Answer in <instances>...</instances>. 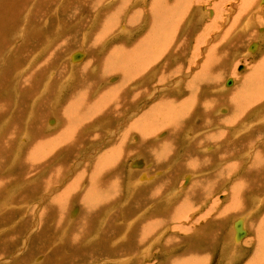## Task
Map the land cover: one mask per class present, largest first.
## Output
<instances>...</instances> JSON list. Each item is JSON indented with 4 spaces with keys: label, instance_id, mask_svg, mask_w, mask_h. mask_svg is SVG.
Instances as JSON below:
<instances>
[{
    "label": "rangeland",
    "instance_id": "374dc122",
    "mask_svg": "<svg viewBox=\"0 0 264 264\" xmlns=\"http://www.w3.org/2000/svg\"><path fill=\"white\" fill-rule=\"evenodd\" d=\"M64 1L67 2V0H0V12H2V9L4 10V14H3L4 19L2 22H0V86L3 85L4 88H6L2 92L5 97L4 99L8 97V102H9L8 107L7 106L4 107V115L0 116V178L2 179V181L0 182V264H33V263L34 264H84V263L85 264H112V262L110 263L109 261L108 262L104 261V258H105L104 256H108L112 258L113 256L122 254L124 252V250L127 247V243H128V241L126 240L129 238L130 234L133 236L132 232L135 227H133L132 229L129 228L128 230H126V232H123L124 230L123 225H126L129 219L135 216V214H137L138 212H143V210H145V213L148 212L146 213V215L149 214V218L145 220V219H142L143 217L142 216L140 219H138L140 223L144 221H149L152 225L161 223L160 225L163 224L165 228L167 229V232L163 234V237L161 239L162 242L160 240L161 242L160 244L157 243L156 245L154 244L152 245L148 257H146L145 259H142L139 255L134 254L135 257L137 256V258H134L132 264H134V262H136L137 264H182L183 259H185L184 258L185 253L188 254L187 257L190 258L191 260H194V257L197 255L196 258L198 257V260L200 258H204L203 261H206V264H225L226 260L225 259L223 260L221 258L222 254L220 253L222 252L224 253L225 249L229 250L231 248V246L229 245L231 241L227 239L228 237L227 235L230 229V222L237 215H242L243 213H246V210L248 209V207L253 205L252 199L250 200L251 194L249 192L243 194L244 198L242 197V198L237 199V202H236L237 204L232 208L229 207L226 211L227 213L226 212L225 214L223 213L222 214L223 216L220 217V219L217 216L215 221L212 220L213 218L212 215H215L213 214V211H209L210 209H206L209 206V202H210L209 198L213 196L214 199L212 200H214L215 203L221 205V202L226 201L225 199H222V194L227 193V190H222L223 192L221 193V192H218L219 191L218 187L224 186L223 182L227 178L233 177V179L230 180V182L229 180H227L225 184L229 182L228 187L235 189V188H238L241 182L240 179L242 178L245 179L248 177L250 180L253 177L252 175L245 174L246 172L244 171V169L246 167H241L242 164L244 163V159L243 160H234V159L232 160L231 159L229 162L225 163L224 165H219L220 159H216V157L215 159H213L214 158L213 157L214 155H213V156H210L212 159L209 165L208 164L205 165V163H207L205 162L206 159H202L203 161L200 160L199 162V159L202 158L201 155H207V154H213V153L212 152L206 153L207 148H204L201 151L197 149L196 146H200L199 148L204 147V146L208 147L206 145L216 143V139L215 140L214 138L207 139L205 138V135L210 132L219 131V130H216L218 126L214 125V123L222 124L221 122L224 121L222 119L224 117L227 118L231 116L232 113H235L234 112L235 109L241 110L243 112L242 114H239V115L244 119L243 122L247 123L249 128H251L249 129L250 132L254 130V128H252L254 125L253 123H255V120H253V118L256 116L258 117L262 116L261 121H259V124L255 123L256 125H254V127L256 126L259 127L257 134L261 137L260 138L261 141H258V142L255 141V142L258 143L257 147L264 145V123H263L264 119H262L264 117L263 116L264 115V97L258 100L257 108H253V105L257 99L253 101H249V99L247 98L248 96H253L255 94H258V95L261 94L262 93L260 92L261 89H263L264 91V64L260 62L261 58L263 57L262 55H264V44L262 41L259 42L256 39L257 33H260V32L263 33L264 31V28H263L264 22L263 24H259V27L261 28L255 26L254 23H251L252 25L250 24V27L245 29L246 32L239 35L240 38L239 37L234 38V36H232L230 37V39L228 38L227 42H225L227 44H223L224 42L221 39L222 37L221 35L227 29V25L229 27V25L231 24L232 22L231 18H232V15L234 16L236 13L235 11L237 8L238 1L237 0H226V2L222 4V2L218 3V1L220 0H189V1L181 0V2L182 1L188 2L186 5L187 9L185 8L187 11H186V14L184 15V20L181 19L183 16L181 17L179 16L180 18H178L180 19V25L181 24L185 25V28H181V33L184 32L182 31V29L188 30L189 27L194 24V22L196 24L194 26L193 32L190 33L188 40L185 38L187 36L182 33L183 34L182 36L179 34H178L179 36L176 35L175 39H173V42L169 41L168 44L165 43L167 47L169 48L175 42V44L172 46L171 51L167 53L164 59L167 58L168 54H169L168 59L171 58V54H172L173 59L176 57L175 61L171 59L169 60L170 63L167 66H165V69L168 73L166 71H164L163 73H167V75L164 74V77H163V73H161L159 70L160 66H158L159 72L156 73L155 75L157 76L156 78L150 77V75L153 74V72L150 71L151 74L149 72L144 78H141L135 84L136 86L134 85L135 88L137 87L136 89H130V90L124 91V93H130L132 90L133 91L132 95L133 94H134L133 96L136 95L135 101L134 102L132 101V104H128V103L126 104L129 106L128 109H126L127 111H125V109L123 108L124 106L123 104V106H120L119 110L116 109L117 114L115 117H112L114 118L113 120L110 117L109 120L107 121L104 120L105 118L104 119L99 118L100 120V121L98 120L99 122L93 121L94 125L90 128H94V129H89L88 127L87 128L88 130H87L84 128V133L88 132L89 134L94 136V139L90 141V143L84 144L85 142L79 139V136H78V139L81 143L78 148L76 144L72 141L64 142L62 146H66L68 144L74 145V148L71 151V154L70 153L66 154L64 147L62 146H61L62 150L61 148H59V151H56V148H53V150L50 152V149L52 147H59L56 145L55 141H52L53 137L56 135L55 133L61 130V128L57 129L61 125V123L58 122V121L61 122V119L55 113L62 110L61 108L63 107L66 98L71 96V94L74 92L73 89L80 88L79 82L81 80H85L90 85V82H91L90 80L92 79V75L88 76V80L85 74H84L85 76L81 75V77H79V72H76V71L82 66L84 62L89 60L91 56L98 58L102 54H104V52H107L109 49L111 50V53L113 55L110 58V63L108 67H111V62L113 60V57H115L114 59H117L119 57L118 59L120 60L126 57L131 51H134V55H135V51L138 52L136 47H130V46L133 45L139 39V37H141L140 34L141 33L143 34L145 32V29L148 28L149 25L147 22H145L146 26L144 25V27H142L141 29H138L136 30V32H133L132 33L133 36L131 35V37L128 39V37L125 34L119 33L120 29L118 28L123 27V25L125 24V21L122 20L124 19V16L120 18V16L118 15L120 18V19L118 18L119 22L117 21V18L114 20L115 22L118 23V26H116V28L113 29L112 33L108 32V34H105L104 38L102 37L103 41L99 40V42H102V43L101 45H99L100 47L98 46V49H96V46L98 45V44L96 45L97 43L96 41L98 37L93 36L92 33L94 32L95 29L101 27L102 23L100 20V13L95 14V16H93L91 14L92 7L84 8L86 10L83 11L82 10L83 0H68L69 2L66 4H64ZM113 1L109 0V2H105L106 4L103 2L104 5L102 4V6H100L102 8H100L99 11L105 10V8H108L111 5V3H114L116 0L114 2ZM148 1L150 0H147V2ZM98 3H100V1H98ZM131 3L133 4V0H131ZM216 4L217 5L220 4V5L217 6ZM94 5L95 3H93V6ZM253 5L254 6L257 5V7L258 6L263 7L264 0L262 1L260 0V2L259 1L257 2V0H254ZM180 6L181 4L178 5V7ZM220 6H222L223 10L219 9ZM75 7H81V9L78 10L79 13L74 12ZM138 7L140 9L142 8L140 4ZM206 10H211L212 14L216 12L217 22L215 26L211 25L210 29H207L204 33L202 30V27H204V30H205L204 23H206L205 21L210 19L208 17H211L212 14L207 16V18L205 17L206 19L204 18L202 21L199 20L200 18L197 20H194V16L198 18V12L200 11L202 12ZM227 13H229V15ZM249 13H247L248 17L251 16V14ZM142 14L143 13H141V15ZM225 14H227L226 15L227 17H225ZM143 18H145V15L143 16ZM143 20L146 21V19H140V16H139V19L136 18L135 21L134 20L132 21L133 23L142 24L141 21L143 22ZM187 20H189V22ZM187 22L189 24L186 26ZM89 24L90 25L92 24V25L90 26ZM237 24L235 25L236 27L234 26L233 30L238 31L236 28L240 27V23H237ZM86 29L87 31H85ZM191 29H193V27H191ZM200 33H202V35ZM115 34L116 36H114ZM99 35L101 38V36L103 35L102 31L100 32ZM179 38L186 39L184 42V48L181 46L180 47L178 46L179 45L178 43L180 42ZM241 38H242V40L240 41L241 44L235 45L234 44V42H236L235 39H241ZM195 39H197L198 42L195 41ZM124 40H127V41L124 42ZM26 41H29V43H26ZM252 41L253 42L256 41L258 48L255 45L249 47V44L252 43ZM118 43L124 44L126 47L129 45L130 46L127 48L125 47L123 51H122V48L114 50L113 46ZM215 45H220V46L223 45L224 47L222 48V51L220 49L216 50L217 53L221 52L220 53L221 55L219 57H216L218 61L215 58L214 60L212 59L210 61L209 68L208 70H206L205 75L207 73L211 75V77L214 76V79L216 80L215 85H217V87L216 89L212 88L211 92L216 94L218 99H215L214 96H212L210 92H207V91L202 92V93L197 92V95H202L204 97H209L213 99L212 102L210 103V106L207 104L208 106L206 105L207 107L204 108L206 109V112H208L207 109L209 110L208 114L206 116H202L203 114L201 112L202 115L195 116L193 120L190 119V117H188V119L186 117L183 120L182 119L183 116H190L192 113V109L194 110V107L192 104L189 110H187L186 112H181L180 114L174 117L175 123L177 121L179 127L177 129H174L175 131L172 132L173 141L170 142V144L175 145V148L168 147L167 149H165L166 151H168L166 153L167 157L164 159L162 163H158V164L155 163L154 165V162L151 161L153 164L151 165L147 176L152 177V175H154L157 169H160L161 166L162 168L165 167L166 174L161 175V176H156V178L152 181H149V183L147 182L145 184L140 185L139 187H137V189L132 190V195L129 196L128 195L129 192L126 189L128 186V182H129L126 169L129 163L128 161H130V156L129 158L126 159V161L120 160L121 164L118 163L116 166L118 165L119 166L118 168L116 167L117 169H115L116 173H118L116 174L117 177L118 178L120 177L119 182H118V188L114 190L115 195L113 196V198L115 200L112 201V199H110L106 201L105 203H102L100 201L101 195H97L96 193L99 192V190L103 191L105 189L104 184H102L103 179L101 181H98L97 179H95L96 177L94 174H92L91 175L92 178H90L91 168L94 167L93 164L96 163L95 159L97 156H99L98 154L103 153L106 150L107 151L111 150V153L112 152L120 153V151L124 148L122 146L123 144L121 143L125 142L126 135L127 137L129 136V134L123 133L124 132L123 130L126 128V124H129L133 120V118L137 116V114H140L141 116L140 112L143 111L144 108L147 109L153 102H156V100L158 101L161 98L160 100L162 101L163 98L167 97L168 93H170L169 95H171L172 100L174 99L176 100L177 98V101H178V102L176 101L177 104L183 101L182 97L184 96V91L181 90L182 85L185 86L187 82H189L197 73L200 72L201 66H204L203 64H205L206 56L208 54L207 52L210 50L211 47L215 48ZM81 50H82V55L80 57ZM78 51L80 53H77ZM174 51H178L177 54H175ZM261 51L262 53H260ZM51 52H54V56L49 60L48 63H46L44 66H41V61L46 57V54H49ZM245 52H247L250 55L245 56L244 54ZM173 53H174V56L175 55L177 56L174 57ZM76 54H78L79 55L78 57L80 58L76 57ZM223 54L224 56H222ZM213 57H215V55ZM74 58L77 59L76 62L78 63L72 64L69 61L71 59H73L72 61H74L75 60ZM220 58L221 59L224 58V61H220ZM50 65L52 67L47 68ZM34 66L37 67L39 70L46 68L44 69L46 72H49L54 75L53 77L60 79V81H57L56 83L67 82V85H64L65 88L62 94L63 97L61 98L60 93H59L60 99L58 98V100L56 99V96H55L57 93L55 92V88L57 87V84L55 85L54 83L53 87H50L52 88L51 90H52V93L54 94L47 92V89H46L47 87L42 91L43 93H39V91H41L39 88L42 86V83L39 82V88L37 89V94L39 93V97L40 96L41 97L43 96V97L38 98V101L32 105L35 106L37 109L38 106H40V104L45 101V98L47 96L48 97L51 96L53 99L55 97L54 100L56 101L52 100L51 102L49 99L48 103L44 105V110L41 111L43 112L42 113L43 115L41 114L43 117L40 116L41 125L44 126L43 134L49 140V142L46 144L47 147H45V153L49 151L50 153L48 155H53V156L49 159L47 158L48 160L45 163L41 162L40 166H39L40 162L36 163L38 164L36 168H34L31 163V160L33 158L26 163L22 162L23 158L26 157L27 153L30 151L28 147L33 142V139H31L32 135L26 137L27 138L26 139L24 137V132L27 131V128H29L28 125H30L34 119V118L29 119V117H26L27 112H28L27 107L29 105V102H33L34 97L32 98L33 99L32 101L30 99L28 101L27 96L22 99L23 94L21 93V91L19 90L14 91L15 88L19 85V83L24 78V75L25 74L27 75L28 73H30V71L34 68ZM97 68L98 67H96V69L93 68L94 69L93 72L97 71ZM132 68L135 69V67H132ZM173 68L174 69L178 68L177 74L174 73L175 70ZM104 69L106 70L105 67ZM6 70H7V75L9 78H6V75H4V72ZM21 70H23V72L19 75L20 77H18L19 81L16 80L18 83L15 82L16 84H14V80L12 79L16 76L15 74H18V72H20ZM110 72H111V69L107 68V71L105 72L106 75L103 76V80L101 81V79H97L98 80L97 82L99 83L98 84L99 86L97 85L98 88L100 86L104 87L102 89L108 88L114 82L119 80V75L117 76L116 74L109 77L108 74ZM247 72L250 74V76H252L250 77L251 78L250 80H252L251 82H253V84L247 85V87L240 86V82H241L240 79L242 78L244 74H248ZM171 73H174V74H171ZM75 75L77 76L76 78H75ZM159 75L161 77L158 80ZM176 75H180L181 77L184 76L182 78L183 81H181V84H180L181 87H179L180 89L178 88V90L181 92H178L177 89L171 90V88H169V85H167V84H170L171 81L176 78L174 77ZM256 75H259V78H257ZM29 76H30L29 79L33 80L34 83H37L38 80L42 79V76H40L39 79L37 78L38 77L37 75H29ZM115 76L117 77V80L115 79ZM230 77L234 79L235 83H232L228 87L225 86L224 88H227V90L221 89L222 82L223 81L225 82V80H227ZM44 79L42 80V82L44 81ZM6 81H8V83ZM4 82L6 83L4 84ZM154 85H156V87H153ZM222 85H225V84H222ZM134 86L132 88H134ZM94 87L95 85L93 84V88ZM237 87H239V89L241 88L243 92L237 95L231 96L230 93L236 92ZM91 88L92 86L90 87V89ZM88 90L89 88L81 87V89L77 92V94H79V92L80 93L87 92ZM92 91H95V88ZM137 92H139L140 94H137ZM178 93H180L181 95ZM17 94L18 96H16ZM95 95H96L95 93L91 94V96H95ZM238 95L240 97H238ZM224 99H225V103L223 101ZM13 101H19L17 103L19 104V106L22 107L25 113L20 111V112H17L15 115L11 114L12 108L14 106ZM57 101H58V105L57 103L55 104V102ZM69 101L67 103L68 105H66L67 106L66 110L64 109L65 110L64 113L66 115L62 116V118L66 120V124H67L66 129L68 130L70 128L73 129L76 124L74 122L82 120L83 115H88L87 110L82 111L79 108L78 103L80 101L78 99L77 100L69 99ZM230 101L232 103H230ZM248 102H252L251 105H249L250 103ZM49 106H50V110L48 109ZM174 106H177V105H174ZM55 107L56 109H54ZM9 108L11 110H9ZM195 110H196V114L197 113L200 114L197 108ZM35 113L36 112H34V116H35ZM78 114H80L81 116L78 117L77 116ZM134 114L136 116H132ZM53 116L55 117L54 119H53ZM6 118L8 119V121L6 122L3 121V120H6ZM219 119L221 120V122ZM231 119L235 120V117ZM25 120L27 121L25 122ZM55 120H58V121L55 123ZM246 121L248 122L250 121V123ZM251 121L252 122L254 121V122L252 123ZM4 124L5 126L3 127L2 125ZM47 124H50V128L49 126H47ZM53 124L55 125L52 126ZM195 124L202 125V127L197 128ZM169 125L170 124L168 123V125L159 124L158 126L168 130L169 131L168 133H170ZM192 125H194L193 131H195L196 133L194 132L195 133L194 139L190 141L189 140L190 133H188V135L185 137L184 133L182 132L186 129H189ZM94 126H99V127H94ZM52 127H55V128L53 129ZM231 127L234 130V127L233 126ZM199 129H202V130H199ZM222 130H225V129L223 128ZM10 132H11L10 136L7 137L5 141L4 139L5 134L7 136ZM21 132L23 133L20 134ZM250 132H247V133L249 134ZM20 135H23V137L20 138L21 137ZM66 135L67 133H65V136ZM118 136H120V138L122 139L120 140ZM190 137H192V135H190ZM109 138L111 139L113 138L114 140L113 139L110 140ZM198 138L200 140H198ZM126 140H127L126 143H131V140L129 138H126ZM116 141H118L116 143L117 145L114 144V142ZM150 141H152L151 143H154V144L157 143V141H155L154 139ZM92 143H94V145L96 144L95 147L94 145L91 147ZM189 147L190 149L192 148V150H189L188 149ZM238 147L240 148V145ZM183 148L186 149L187 156L184 157L186 159L183 158L184 160L182 159L181 161L179 160L177 161V159H175L176 156L178 155L177 153H181ZM170 149L173 151H171ZM240 149L242 150V147ZM36 152L37 151L35 150V153ZM36 155L39 156L41 155V153L38 151ZM192 155L194 156V159L189 157ZM196 156L198 157V159L196 158ZM27 158L29 159V156H27ZM40 158L41 157H39V159ZM187 159L188 161H186ZM93 160L95 162H93ZM148 161L150 163V159H148ZM185 162L187 163L186 164L187 166H185L184 168ZM203 162L205 163L203 164ZM236 164L238 165V167H236ZM244 164L246 165V162ZM74 165H75V168H74ZM211 165L214 168V170L211 171L210 173H207L209 175H207L206 173L204 174V172H200L197 175V177L195 176L191 177L190 175H186L190 179L196 178L194 179V181L196 180L198 182H199L198 179L200 178L201 179L200 185L195 184L194 182L190 181V179L187 180L186 178H184L186 176L184 177L182 176L185 172H186L185 174H187V171L190 172V171L204 170ZM225 165H229L230 170L228 172H224V171L221 172L222 175L224 176L223 179L218 180L217 185L215 184L212 188H207L208 186L205 185V183L207 182V178L215 174L216 171H220L222 169V166H225ZM56 166H59V168L56 170V173H55L52 170V168ZM86 169L87 171L89 170L90 171L88 172L89 175L86 176L85 174L86 176L85 177L83 174H80V172L85 171ZM34 170H37L38 172L34 174L35 176H32V171ZM50 170L53 171L55 175L52 174L53 172H51ZM137 170L138 171L135 172V175L136 177H140L141 176L139 175V171H141L140 167ZM239 171L241 172V174L239 173ZM49 173L52 174L51 177ZM168 173H171V176L167 177L169 175ZM78 175L79 176L83 175L82 176L83 178H81L82 180L79 178ZM110 175L112 176V174ZM110 175L108 174V176L106 175L107 177L105 176L103 178H108V177L110 178ZM28 176H29V180L28 178H26ZM88 176H89V181H88ZM69 181L73 182V184L70 185ZM93 181L96 183H94ZM160 181H163V182H160ZM164 181L166 183H164ZM45 182H49V183H45ZM157 182H159L160 185L164 183L163 187L162 185L160 186L162 187L161 189L159 186H158L159 188L157 187L156 185ZM261 182H260V187L259 186L258 187L262 188V191H264V181L262 182V184ZM253 183L254 182H251L250 184H253ZM193 184L194 186H198V189L193 191L194 193L192 192V190L194 189ZM87 185L88 187H86ZM202 186L207 188V192H206V189L203 188ZM66 188L73 189L74 195L72 194L73 196L71 198L64 200L63 204H62V201H59V204H58L56 202L57 199L55 198H57V194L61 195L62 191H64ZM175 188H178L181 192L178 198L171 201L169 204L163 203L161 199H164L165 196L169 194L172 190L174 191ZM125 189L127 190V197L129 196L128 201L122 200L124 198V195L126 194ZM156 193L160 195L157 194L156 196ZM79 194H81V196ZM82 194L85 197L82 196ZM139 197H142L141 201H143L144 203L141 204V206L139 204L136 205L138 206L139 209L135 207L133 208L132 202L134 201V199H137ZM149 197H151L152 199ZM185 197L187 198V202H186L187 207L183 206L185 204ZM198 199H199V202H198ZM189 200H190V203H189ZM119 201H122V202H119ZM145 203L146 204L148 203V204L142 209ZM204 203L205 204L207 203L206 207L204 206L205 205ZM120 204H123V205H120ZM151 204H153V206ZM127 206L128 208H126ZM148 206L150 207L152 206V207L146 209V207ZM189 206L191 208V211H193L194 214L185 215L184 212L182 213L183 209H187ZM219 206H217L216 211L214 210L216 212V215H218L220 208H222V205L220 207ZM98 207H99V210H97ZM107 207H109V209L111 207V211L108 212ZM253 207H252L253 210L250 209L252 213H254L258 209V208L256 209V206H253ZM169 208L172 209L170 212L163 213V214L160 213V211H164L166 209L169 210ZM106 212L109 217L107 216V214H106L107 217H105ZM128 212H131L133 214L132 216L130 215L127 220H125L124 218L125 214H127ZM249 213L250 214L248 213L247 214L250 217L249 222H248L250 226L248 227L246 224L247 218L245 219L246 222L244 221V223H245V226H247L246 227L247 230H249L250 232L249 239L251 240L256 233L255 227L252 226L254 224L252 220L258 219L261 216V214L264 213V209L262 210L261 213L258 212V214L260 215L258 214L253 215L251 212ZM225 215L228 216L229 218L224 217ZM177 217H181V219L182 218L183 219L177 220L179 219ZM102 222L104 224L102 226L99 225V224H102ZM171 222H174V225L169 226L170 225L169 223ZM163 225L161 228H163ZM117 231H120V232H117ZM96 232H99V233L95 234ZM249 232L247 231V233ZM104 233H106V235ZM159 233H160V230L156 233L155 232L152 234L150 233L151 234L150 238L159 236ZM193 233L195 234V236L194 235L193 236L196 239H185L184 238ZM124 234L125 236L122 237L123 240H121L120 242H117V244L114 243L113 245L112 241H108V242H105V247H103V245L101 246L99 245V243H104V242H100L102 241V239L112 240V239L121 237ZM225 239L228 241H225ZM249 239L238 240L239 243L242 241L243 242L245 241L246 245H242V246L240 245L239 247L241 249L239 250L243 252V255L244 254L245 255L242 257L239 256L241 258H235L234 260L236 261L233 260L234 261L233 264H244L245 261L251 255V252H254L255 249L254 247H252V244L249 243L250 241ZM70 240L71 241L73 240V241L71 242ZM224 242L225 244L223 245ZM141 244L142 242H138V246H140ZM135 252H136V249H133V253ZM262 253H264V249L262 250ZM122 258L124 257H121L120 259ZM188 258H187V262L189 263L187 264L192 263V261H189ZM116 263L118 264L119 262H116Z\"/></svg>",
    "mask_w": 264,
    "mask_h": 264
},
{
    "label": "bare ground",
    "instance_id": "6f19581e",
    "mask_svg": "<svg viewBox=\"0 0 264 264\" xmlns=\"http://www.w3.org/2000/svg\"><path fill=\"white\" fill-rule=\"evenodd\" d=\"M98 1H100V3H98ZM113 1V0H112ZM115 1V0H114ZM113 1V2H114ZM171 1V2H170ZM189 1V0H188ZM237 8H236V13L235 15L233 16L232 15V22L231 24L227 25V29L222 33V37L221 39L223 40V44H227L225 42H227L228 38L230 39V37L234 36V38L236 37H239L240 38V34H243L246 32V28H249L250 27V24L251 23H254L255 26L259 27V24H263L264 22V6L262 7H257L253 5L254 3V0H237ZM260 2V0H257V2ZM262 1V0H261ZM69 1L67 0V2L64 1V4L68 3ZM105 2H109V0H83V8L82 10L85 11L86 9L84 8H87V7H92V10H91V14L93 16H95V14H98L100 13V20H101V27L97 28L94 30V32L92 33L93 36H96L98 37L97 39V43H96V49H98V46L101 45L102 42H99V40L103 41L102 39L104 38L105 34H108L109 33H112L113 32V29L116 28V26H118V23L115 22L114 20L117 18V21L119 22V19L122 18L124 16V20L125 21V24L123 25V27H120L118 29L119 30V33H122V34H125L128 39L131 37L132 33L133 32H136V30L138 29H141L142 27H144V25L146 26V23H148V28L145 29V32L141 35V37H139V39L133 44V45H129L130 47H136L137 51H135V55H134V51H131L126 57H124L123 59H114L115 57H113V60L111 62V67H108L109 66V63H110V58L111 56L113 55L111 53V50L109 49L107 52H104V54H102L100 57H90L89 60H87L86 62H84L82 64V66L76 71V72H79V77H81V75L83 76L84 74L87 76V80H88V76H91L92 75V79L90 80V85L88 82H86L85 80H81L79 82V85H80V88H74V92H70L72 93L71 96H69L68 98H66L65 100V103L63 105V107L61 108L62 110L61 111H58L56 112L55 114L60 117L61 119V122L58 121V120H55V123L58 121L59 123H61V125L57 128V129H60L61 130L57 133H55L56 135L53 137L52 141H55L56 142V145L59 146V147H52L50 149V152L53 150V148H56V151H59V148H61L62 150V147H64V150L66 152V154L70 153L71 154V151L73 150L74 148V145L72 144H68L66 146H62L64 142L66 141H72L76 144L77 148L79 147V145L81 144L79 139H81L82 141H84L83 143L86 144V143H90V141H92L94 139V136H92L91 134H89L87 132V128L89 127V129H94V128H90L92 127L94 124H93V121H98L99 118L100 119H104V120H109V118L111 117H115L116 116V109L119 110L120 109V106H123V108L125 109V111H127L126 109H128V105H126L127 103L128 104H132V101L134 102L135 101V96L132 95V90L130 93H124V91L126 90H130V89H136L135 88V84L141 79V78H144L150 71L153 72L152 75L151 72H150V77L152 78H156L157 76L156 73H158V66H160V72L163 73L164 71H166L165 69V66H167L170 62L169 60L173 59L172 58V54H171V58L168 59L169 57V54L167 56L166 59H164L167 55V53L169 51H171L172 49V46L171 47H167V45L165 43L168 44L169 41L173 42V39H175L176 35H183L185 34L187 37H185L187 40L189 39V36H190V33L193 32L194 30V26H195V22L193 25H191L189 27L188 30H183L184 32L181 33V28H185V25L181 24L180 25V18L181 16H183L181 19L184 20V15L186 14V5L188 2H185V1H182L181 0H150L147 2V0H133V4L131 3V0H116L114 3H111V5L108 7V8H105V10H102V11H99L100 6H102V4L104 5ZM222 2V4H224L226 2V0H220L218 1V3ZM93 3H95V5L93 6ZM106 4V3H105ZM139 4L141 5V9L138 7ZM181 4L180 7H178V5ZM69 5V4H67ZM189 5V4H188ZM217 5V4H216ZM220 5V4H218ZM217 5V6H218ZM106 6V5H105ZM215 6V5H214ZM232 6V5H231ZM104 7V6H103ZM233 7V6H232ZM256 7V8H255ZM186 8V9H185ZM255 8V9H254ZM81 7H75L74 8V12H78V10H80ZM219 9L223 10L222 9V6L219 7ZM229 9V8H228ZM234 9V8H233ZM212 10V9H211ZM211 10H206V11H200L198 12V18L194 16V20H203L205 17L207 18V16H209L211 13ZM250 12V13H249ZM141 13H143L141 15ZM247 13L251 14L250 17L247 16ZM254 13V14H253ZM4 10L2 9V12H0V22L3 21L4 19ZM215 14V15H214ZM229 15V13H227ZM225 14V17H227ZM85 15V14H84ZM120 18H119V16ZM145 15V18H143V16ZM98 16V15H96ZM139 16H140V19H146L143 20V22L141 21L142 24L140 23H133L132 20L135 21V19H139ZM180 16V17H179ZM94 18V17H93ZM119 18V19H118ZM205 18V19H206ZM210 18L209 20L205 21L206 23H204V26H205V30H204V27H202V30L203 32L205 33V31L207 29H210V26L211 25H216V22H217V15H216V12L213 13L211 15V17H208ZM97 19V18H96ZM228 19V18H227ZM182 20V21H183ZM224 20V19H223ZM189 22V20H187ZM140 22V21H139ZM186 23V26L189 24V23ZM94 23V22H93ZM117 23V24H116ZM237 23H240V27L236 28L238 31L236 30H233L234 29V26L237 24ZM140 24V25H139ZM229 24V23H228ZM90 25V24H89ZM92 25V24H91ZM90 25V26H91ZM138 25V26H136ZM198 25V24H197ZM238 25V24H237ZM252 25V24H251ZM86 26V25H85ZM201 26V24H200ZM203 26V25H202ZM89 27V26H88ZM191 27H193V29H191ZM236 27V26H235ZM226 28V27H225ZM224 28V29H225ZM261 28V27H259ZM264 28V27H263ZM124 29V30H123ZM23 30V29H22ZM89 30V29H88ZM135 30V31H134ZM259 30V29H258ZM87 31V29L85 30ZM102 31V36L100 38V32ZM115 31V30H114ZM123 31V32H122ZM261 31V30H260ZM89 32V31H88ZM87 32V33H88ZM117 32V30H116ZM115 32V33H116ZM202 32V33H203ZM85 33V32H84ZM129 35H128V34ZM202 33H200L202 35ZM203 33V34H204ZM114 34V33H113ZM112 34V35H113ZM120 35V34H118ZM139 35V34H138ZM178 35V36H179ZM116 36V34L114 35ZM133 36V35H132ZM177 36V37H178ZM51 37V36H50ZM103 37V38H102ZM184 37V36H183ZM199 37V36H198ZM202 37V36H201ZM95 38V37H94ZM107 38V36H106ZM181 38V37H180ZM179 38V39H180ZM185 38H182L180 39V42L178 43L179 47H183L184 48V42H185ZM30 39V38H29ZM198 39V38H197ZM197 39H195V41H197ZM256 39L257 41L259 42H263L264 44V31L263 33L260 32V33H257V36H256ZM260 39V40H259ZM242 40L241 39H235L236 42H234L235 45H240V41ZM254 40V39H253ZM127 41V40H124V42ZM123 42V43H124ZM198 42V41H197ZM26 43H29V41H26ZM93 43V42H92ZM181 43V44H180ZM222 43V42H221ZM95 44V42H94ZM93 44V45H94ZM171 44V43H170ZM232 44V43H231ZM91 45V44H90ZM233 45V44H232ZM230 45V46H232ZM256 46L257 47V44H256V41L249 44V47L250 46ZM259 45V44H258ZM127 46V47H129ZM227 46V45H226ZM262 46V45H261ZM28 47V46H27ZM100 47V46H99ZM102 47V46H101ZM114 47V50H117V49H120L122 48V51L124 50V48L126 47L124 44H121V43H118L116 45L113 46ZM126 47V48H127ZM224 46H220V45H215V48L214 47H211L210 50L207 52V56H206V61H205V64H203L204 66H201V70L199 73H197L189 82H187L184 85H182V87L180 86L181 84V81H183V77H181L180 75H176L174 77H176L175 79H173L171 81L170 84H167L169 85V88H171V90H178L179 87H181V90L184 91V96L182 97L183 98V101L179 102L177 104V98L176 100H172V97L171 95H169L170 93H168V96L167 97H164L163 100L161 101L160 99L156 102H153L155 104H151L147 109H143V111H141V116L140 114H137V116L134 114L132 116H136L133 118V120L129 123V124H126V128L123 130L125 134H129V136L125 137V142L124 143H121L123 144L122 146L124 147L120 153L119 152H112L111 153V150H106L105 152L103 153H99L95 159L96 163H94V167L91 168V172H90V178L92 174L95 175V179H97L98 181H102V184H104L105 186V189L102 191V190H99V192H97L96 194L97 195H101V202L102 203H105L106 201L112 199V201H114L115 199L113 198V196L115 195L114 193V190L116 188H118V182H119V178L117 177L116 174V170L118 168V166H116L118 163H120V160L122 161H126L127 158H129L130 156V161H128V165H127V175H128V186H127V190L129 192V196L132 195V190H135L137 189V187H139L140 185L142 184H145V183H149V181H152L156 178V176H161V175H164L166 174V170H165V167L161 168L160 169H157L156 173L154 175H152V177H149L147 176L148 173H149V170H150V167L151 165L153 164L152 162H154V165L155 163H162L164 161V159L167 157V152L165 149H167L168 147L169 148H175V145L173 144H170V142L173 141V131H175L174 129H177L179 126H178V123L176 121L175 123V119L174 117L178 114H180L181 112H186L187 110L190 109V106L193 104V107H194V110L192 109V113L190 116H183L182 119L184 120L186 117L188 119V117H190V119L193 120V118L195 116H199V115H202V116H206L209 112V110L207 109L208 112H206V108L208 105L210 106V103L212 102V98H209V97H204L202 95H197V92L198 93H202V92H210L212 91V88L216 89V80L214 79V76L211 77V75L207 74L205 75V72L206 70H208L209 68V64H210V61L214 58L217 60L216 57H219L221 54V52H216V50L220 49L222 51V48ZM229 47V46H228ZM248 47V48H249ZM89 48V47H88ZM254 48V47H253ZM258 48V47H257ZM60 49V48H59ZM86 49V48H85ZM102 49V48H101ZM58 50V49H56ZM79 50V49H78ZM251 50V49H250ZM249 50V51H250ZM258 50V49H257ZM38 52V51H37ZM84 52V51H83ZM86 52V51H85ZM178 51H174L175 54H177ZM254 52V51H253ZM35 53V52H34ZM40 53V52H39ZM73 53V52H72ZM76 53V52H75ZM77 53H80L79 51ZM118 53V52H117ZM174 53H173V56H174ZM181 53V51H180ZM262 53V51L260 52ZM85 54V53H84ZM245 56L247 55H250L248 54L247 52L244 53ZM82 55V50H81V54H80V57ZM215 55V57H213ZM226 55V54H225ZM240 55V54H239ZM261 55V54H260ZM38 56V55H37ZM54 56V52H51L49 54H46V57L41 61V66H44L46 63L49 62V60ZM72 56V55H71ZM70 56V57H71ZM79 55L76 54V57H78ZM121 56V55H120ZM177 56V55H175ZM174 56V57H175ZM224 56V54L222 55ZM263 57L261 58L260 62H262L264 64V55H262ZM36 57V56H34ZM69 57V58H70ZM75 57V56H74ZM78 57V58H80ZM83 57V56H82ZM213 57V58H212ZM258 58V57H257ZM75 60L72 61L73 59L69 60L72 64H76L78 62L76 58H74ZM176 57L173 59V61H175ZM116 60V61H115ZM59 61V60H58ZM218 61V60H217ZM216 61V62H217ZM220 61H224V58H220ZM29 63V62H28ZM221 63V62H219ZM57 64V63H56ZM132 64V65H131ZM177 64V63H176ZM72 66V65H71ZM140 66V67H139ZM147 66V67H146ZM49 67H52L51 65L48 66L47 68ZM67 67V66H65ZM75 67V66H74ZM97 68V71L93 72L94 69ZM104 67L106 68V70L104 69ZM132 67H135V69H133ZM178 67V66H177ZM15 68V66H14ZM20 68V67H19ZM89 68V69H88ZM94 68V69H93ZM107 68L111 69V72L108 74L109 77H111L112 75L116 74L117 76L119 75V80H117V77L115 76V79L117 80L116 82H114L112 85H110V87L108 88H105V89H102L104 87H97V85L99 84L97 81V79H101V81L103 80V76L106 75L105 72L107 71ZM140 68V69H139ZM146 68V69H145ZM46 69V68H44ZM44 69H38L37 67L34 66V68L30 71V73H28L27 75L25 74L24 75V78L22 79V81L19 83V85L14 89V91H21V93L23 94V97H28V101L29 99L32 101L33 99V102H29V105H28V112H27V116L26 117H29L30 118H34L32 123L30 125H28L29 128H27V131L24 132V137H28L30 135H32V138L33 139V142L31 143V145L28 147V149H30V151L27 153V156H29V159L27 158L26 154L23 158V161L24 163L28 162L29 160H31V163L33 165L34 168H36L38 166V164L36 163H39V166L41 164V162H46L49 158H51L53 155H48L50 152H46L45 153V147L46 144L49 142L48 138L45 137V135L43 134V127L41 125V117H43L41 111L44 110V105L46 103H48V100L50 99V101L52 102V100L54 99L50 96V97H46L45 98V101L42 102L40 104V106H38V108L36 109L35 106H33L32 104H34L35 102L38 101V98L39 97V93H43L42 91L46 88L47 89V92H50L51 94H54L52 93V88L50 87H53L54 83L55 85L57 84V87L55 88V92L56 93V99L58 100L59 98V93H60V96L61 98L63 97L62 94L64 92V85H67V82H64V83H56L57 81H60V79L56 78V77H53L54 75L49 73V72H46ZM145 69V70H144ZM174 69V68H173ZM172 69V70H173ZM178 69V68H177ZM177 69L175 68V74H177ZM4 70V69H3ZM18 70V69H17ZM44 70V72H43ZM71 70V69H70ZM91 70V71H90ZM14 71V70H13ZM42 71V72H41ZM63 71V70H62ZM170 71V70H169ZM23 72V70H21L20 72H18V74H15L16 76L12 79L14 80V84H16L15 82H17L16 80H18V77H20L19 75ZM65 72V70H64ZM71 72V71H70ZM93 72V73H92ZM167 72V71H166ZM173 72V71H172ZM168 73V72H167ZM167 73H163V77H164V74L167 75ZM170 73V72H169ZM174 73H171V74H174ZM248 73V72H247ZM62 74V73H61ZM71 74V73H70ZM160 74V73H159ZM242 74V73H241ZM240 74V75H241ZM4 75H6V78H9L8 75H7V70L4 72ZM29 75H37L38 79L40 76H42V79L41 80H38L37 83H34L33 80H30V76ZM84 75V76H85ZM162 75V74H161ZM170 75V74H169ZM190 75V74H189ZM230 75V74H229ZM23 76V75H22ZM57 76V75H56ZM154 76V77H153ZM180 76V77H178ZM45 77V79H44ZM77 76L75 75V78ZM98 77V78H96ZM161 76L159 75L158 77V80ZM173 77V78H174ZM252 76H250V74H244L242 76V78L240 79L241 82H240V86H244V87H247L246 85L249 83V85H252L253 82H251L252 80H250ZM257 78H259V75H256ZM20 79V78H19ZM44 79V81L42 82V80ZM64 79V78H63ZM62 79V80H63ZM105 79V77H104ZM150 79V78H149ZM162 79V78H161ZM228 79H231V83L230 84H227V80ZM227 80H225V85H222L224 84V81L222 82L221 84V89L223 90H227V88H224L225 86L228 87L230 86L232 83H235L234 82V79H232L231 77L228 78ZM9 80V79H7ZM66 80V79H65ZM112 80V79H111ZM239 80V78H238ZM261 80V79H260ZM19 81V80H18ZM69 81V80H68ZM76 81V79H75ZM74 81V82H75ZM206 81V82H204ZM8 83V81H6ZM4 82V84L6 83ZM39 82L42 83V86L39 88ZM237 82V81H236ZM18 83V82H17ZM77 83V81H76ZM104 83V82H103ZM10 84V83H9ZM13 84V83H12ZM11 84V85H12ZM73 84V83H72ZM83 84V85H82ZM93 84L95 85V91H92L94 88H93ZM102 84V83H101ZM52 85V86H51ZM78 85V84H77ZM76 85V86H77ZM135 85V86H134ZM163 85V84H162ZM161 85V86H162ZM92 86V90L90 89V87ZM99 86V85H98ZM134 86V88H132ZM197 86V87H196ZM239 86V87H240ZM9 87V86H8ZM81 87H86V88H89V90L87 92H79V94H77V92L81 89ZM153 87H156V85H154ZM239 87H237V91L234 92V93H230L231 96H234V95H237L239 93H242L243 91L241 90V88L239 89ZM40 89L41 91H39V93L37 94V89ZM70 88V87H69ZM164 88V87H163ZM6 88H4V86H0V116L1 115H4V107L7 106L8 107V97L6 99H4V94L2 91H4ZM180 89V88H179ZM213 89V90H214ZM243 89V88H242ZM248 89V88H247ZM246 89V90H247ZM8 90V89H7ZM50 90V91H49ZM66 90V89H65ZM99 90V91H98ZM235 90V89H234ZM241 90V91H240ZM155 91V90H154ZM217 91V90H216ZM250 91V90H249ZM128 92V91H127ZM178 92H181L178 90ZM248 92V91H247ZM262 92V90L260 91ZM11 93V92H10ZM69 93V92H68ZM96 94L95 96H91V94ZM151 93V92H150ZM19 94V93H18ZM18 94L16 96H18ZM137 94H140L139 92H137ZM148 94V93H147ZM146 94V95H147ZM180 94V93H178ZM247 94V93H246ZM245 94V95H246ZM36 95V96H35ZM181 95V94H180ZM252 95V93H251ZM53 96V95H52ZM141 96V95H140ZM139 96V97H140ZM243 96V95H242ZM34 97V98H33ZM43 97V96H42ZM41 97V98H42ZM71 97V98H70ZM181 97V96H180ZM179 97V98H180ZM238 97H240L238 95ZM33 98V99H32ZM137 98V97H136ZM20 99V100H22ZM60 99V98H59ZM69 99H78L80 102L78 103V106L79 108L82 110V111H86L88 112V115H83L82 116V120L80 121H77V122H74L76 123L74 128L73 129H66V120L62 118V116L66 115L64 112L66 110V105H68V101ZM17 100V99H16ZM19 100V101H20ZM227 100V98H226ZM19 101H13L14 103V106L12 108V112L11 114H16L17 112H24L25 111L22 109L21 106H19V104L17 102ZM56 101V100H54ZM53 101V102H54ZM148 101V99H147ZM177 101V102H176ZM224 103H225V99L223 100ZM250 101V100H249ZM70 102V101H69ZM57 103L58 105V101L55 102V104ZM71 103V102H70ZM230 103H232L230 101ZM250 103V102H248ZM54 104V105H55ZM208 104V105H207ZM51 105V103H50ZM52 105V106H54ZM174 105H177V106H174ZM195 105V106H194ZM207 105V106H206ZM248 106V105H247ZM34 108V109H33ZM58 108V107H57ZM121 108V109H123ZM198 110V112H200V114H196V109ZM46 109V108H45ZM50 110V106L48 108ZM52 109V108H51ZM56 109V107L54 108ZM60 109V108H59ZM65 109V110H64ZM223 109V108H222ZM227 109V108H226ZM225 109V110H226ZM9 110H11L9 108ZM135 110V109H134ZM138 110V109H137ZM175 111V112H174ZM34 112L35 113V116H34ZM53 112V111H52ZM202 112V114H201ZM220 112V110H219ZM235 113H232L231 116L227 117L228 118V121L230 122H224L220 120V122L222 124H217L219 127H227V126H233L234 127V131L233 132H229V134L225 133V130H219V131H215V132H210L208 134L205 135V138L207 139H213L214 140L216 139V143L214 144H208L206 146L208 147H201L199 148L200 146H196L197 149L201 150L204 149V148H207L206 149V153L208 152H212L213 154H207V155H201L202 158L199 159V162L200 160L202 159H206L205 162H203V164L205 163L206 164H210V161H211V157L210 156H213L215 159H220L219 161L221 162V165H224L226 163V161H230L231 159L233 160H237V159H240V158H247L248 156L251 157V153H252V149L250 151V149H248V151H250L249 153L247 151H243V144L250 138H248L249 134L247 133V130L249 128L248 124L247 123H244V119L239 115V114H242L243 112L241 110H237L235 109L234 110ZM259 112V111H258ZM170 113V114H169ZM256 113V112H255ZM9 114V115H11ZM42 114V115H41ZM258 115V114H257ZM78 117H80L81 115L78 114L77 115ZM264 116V115H263ZM38 117V118H37ZM128 117V116H127ZM235 117V120L231 119V118H234ZM262 117V116H261ZM261 117L259 116H256L253 118V120H255V123H258L259 124V121H261ZM9 118V116H8ZM37 118V119H36ZM55 117L53 116V119ZM122 118V117H121ZM200 118V117H199ZM226 118V117H224ZM223 118V119H224ZM36 119V120H35ZM58 119V118H56ZM114 118H112L113 120ZM250 119V118H249ZM264 119V117L262 118ZM50 120V119H49ZM111 120V119H110ZM119 120V119H118ZM199 120V119H198ZM3 121H8V119L6 118V120H3ZM27 120H25L26 122ZM29 121V120H28ZM100 121V120H99ZM98 121V122H99ZM264 121V120H263ZM54 122V120H53ZM103 122V121H102ZM248 122V121H246ZM252 122V121H251ZM254 122V121H253ZM252 122V123H253ZM3 123V122H2ZM8 123V122H7ZM30 123V122H29ZM49 123V121H48ZM51 123V122H50ZM101 123V122H100ZM110 123V122H109ZM113 123V122H112ZM166 124L168 125V123L170 124V133H168L169 131L164 129V128H161L160 126H158L159 124ZM250 123V121L248 122ZM255 123H253L254 125H256ZM264 123V122H263ZM6 124V123H5ZM2 125L3 127L5 126ZM44 124V123H43ZM215 124V123H214ZM252 124V125H253ZM55 124H53L52 126H54ZM96 125V123H95ZM100 125V124H99ZM119 125V124H118ZM196 125V124H195ZM251 125V124H250ZM253 125V126H254ZM46 126V125H45ZM47 126H49L50 128V124H47ZM125 126V125H124ZM181 126V125H180ZM194 125H192L189 129H186L184 130L182 133H184L185 137L188 135V133H190V135H192V137H190L189 135V140H193L194 139V135H195V131L194 128H193ZM197 128H200L202 127V125H196ZM94 127H99V126H94ZM105 127V126H104ZM165 127V126H163ZM229 127V128H230ZM262 127V126H261ZM48 128V129H49ZM53 129L55 127H52ZM84 128L87 129L86 132L87 133H84ZM111 128V127H110ZM115 128V127H114ZM26 129V128H24ZM102 129V127H101ZM113 129V128H112ZM116 129V128H115ZM164 129V130H163ZM204 129V128H203ZM2 130V129H1ZM56 130V129H55ZM98 130V129H97ZM111 130V129H110ZM199 130H202V129H199ZM209 130V129H208ZM99 131V130H98ZM109 131V129H108ZM56 132V131H55ZM95 132V130H94ZM195 132V133H194ZM198 132V131H197ZM249 132V131H248ZM23 132H21L20 134H22ZM65 133H67V135L65 136ZM108 133V132H107ZM175 133V132H174ZM251 133V132H250ZM11 134V132L6 136H4V139L6 141V138L9 137ZM50 135V134H49ZM100 135V134H99ZM252 135V134H251ZM22 138L23 135H20ZM78 136H79V139H78ZM116 136V135H115ZM121 136V135H120ZM120 136H118L120 138ZM204 136V135H203ZM258 136V135H257ZM19 137V136H18ZM108 137V136H107ZM117 137V136H116ZM228 137V138H227ZM252 138L250 139H253V136H251ZM260 137V136H259ZM52 138V137H51ZM96 138V137H95ZM126 138H129L131 140V143H126L127 140ZM218 138V139H217ZM27 139V138H26ZM110 140H112L111 138H109ZM122 138H120L121 140ZM155 140L157 141V143H151L152 141L150 140ZM255 139V138H254ZM21 140V139H19ZM86 140V141H85ZM114 140V139H113ZM118 140V141H120ZM198 140H200L198 138ZM202 140V139H201ZM205 140V139H204ZM218 140V141H217ZM118 141L114 142V144H116ZM253 141V140H251ZM259 141V140H258ZM207 142V141H205ZM215 142V141H214ZM102 143V142H101ZM213 143V142H212ZM251 143V142H250ZM255 142H253L252 144H254ZM258 144V143H257ZM91 145V144H90ZM94 145V143H92L91 147ZM96 145V144H95ZM94 145V147H95ZM117 145V144H116ZM240 145V148L242 147V150L238 147ZM32 146V147H31ZM62 146V147H61ZM75 146V147H76ZM90 147V148H91ZM256 147V146H255ZM70 148V149H68ZM89 148V147H88ZM117 148V147H115ZM96 149V148H95ZM114 149V147H113ZM112 149V150H113ZM189 150H192V148L190 149V147L188 148ZM35 150L38 152L41 153V155L37 156L36 153H35ZM87 150V149H86ZM171 150V149H170ZM169 150V151H170ZM11 151V150H10ZM88 151V150H87ZM173 151V150H171ZM194 151V150H193ZM64 152V153H65ZM90 152V151H89ZM102 152V151H101ZM53 153V152H52ZM176 153V152H175ZM205 153V154H206ZM264 153V152H263ZM43 154V155H42ZM57 154V153H56ZM55 154V155H56ZM69 154V155H70ZM178 155L176 156L175 159H177V161H181L184 157L187 156L186 154V149L183 148L182 149V152L181 153H177ZM176 155V154H175ZM68 156V155H67ZM204 156V157H203ZM258 156V155H257ZM39 157L41 158L39 159ZM69 157V156H68ZM191 157L192 159H194V156H189ZM239 157V158H238ZM256 157V155H255ZM38 158V159H37ZM48 158V159H47ZM76 158V157H75ZM138 158V159H137ZM196 158L198 159V157L196 156ZM80 159V158H79ZM148 159H150V163L148 161ZM186 159V158H184ZM183 159V160H184ZM63 160V159H62ZM258 160V159H257ZM80 161V160H79ZM93 160V162H95ZM152 161V162H151ZM188 161V159L186 160ZM203 161V160H202ZM245 161V160H244ZM82 162V161H81ZM196 162V161H194ZM23 163V164H24ZM77 163V162H76ZM87 163V162H86ZM85 163V164H86ZM127 163V162H126ZM182 163V162H181ZM198 163V162H197ZM202 163V162H201ZM121 164V163H120ZM184 168L185 166H187L186 162L184 163ZM254 164V163H253ZM30 165V164H29ZM80 165V164H79ZM89 165V164H88ZM91 165V164H90ZM183 165V164H182ZM199 165V164H198ZM200 166V165H199ZM212 166V165H211ZM207 167L206 169L204 170H199V171H192V172H188L187 171V174H184L182 175L183 177L186 176V175H190L191 177H197V175L200 173V172H205V171H208L209 168L211 167ZM262 166V165H261ZM91 167V166H89ZM101 167V168H99ZM117 167V168H116ZM141 169V171H139V175H141L140 177H136L135 175V172L138 171L137 169ZM142 167V168H141ZM242 167V166H241ZM59 168V166H56V167H53L52 170L56 173V170ZM72 168V167H71ZM74 168H75V165H74ZM85 168V167H84ZM182 168V167H181ZM253 168V167H252ZM187 169V168H186ZM197 169V167H196ZM202 169V168H201ZM229 169V166H223V170L225 172H227ZM84 170V169H82ZM89 170V169H88ZM51 171V170H50ZM49 171V172H50ZM51 171V172H53ZM90 171V170H89ZM89 171H87V169L85 171H82L80 172V174H83L85 176L89 175ZM178 171V170H177ZM38 171L37 170H34L32 171V176H35L34 174H36ZM54 172L52 174H54ZM78 172V173H79ZM253 172V171H252ZM235 173V172H234ZM250 173V172H249ZM28 174V173H27ZM50 174V177H51V173ZM101 174V176H100ZM108 174H112V176L110 175V178H103L105 177L106 175L108 176ZM152 174V173H151ZM169 176H171V173H168ZM174 174V173H173ZM205 174V173H204ZM221 174V173H220ZM254 174V173H252ZM31 175V174H30ZM55 175V174H54ZM59 175V174H58ZM83 175H78L79 178H83L82 176ZM116 175V177H115ZM209 175V174H207ZM260 175V174H259ZM85 176V177H86ZM100 176V177H99ZM106 176V177H107ZM203 177V176H202ZM208 177V176H206ZM220 177V176H215V175H211L207 178V182L205 183V185H207L208 187L207 188H211L215 185L216 183V180L217 178ZM222 177V176H221ZM220 177V178H221ZM28 178L29 180V176L26 177ZM35 178V177H34ZM48 178V177H47ZM94 178V177H93ZM132 178V179H131ZM186 178L187 180L189 179L187 176L184 177ZM31 179V178H30ZM50 179V178H49ZM75 179V178H74ZM216 179V180H215ZM82 180V179H81ZM87 180V178H86ZM91 180V179H90ZM96 180V181H97ZM165 180V179H164ZM199 182H200V178L198 179ZM205 180V179H203ZM202 180V182H203ZM2 181V179L0 178V182ZM71 181V180H70ZM70 185L73 184V182H70ZM74 181V180H73ZM88 181H89V176H88ZM87 181V182H88ZM92 181V180H91ZM94 182V181H93ZM92 182V183H93ZM117 182V183H116ZM127 182V181H126ZM160 182H163V181H160ZM198 181H194L195 184H197ZM45 183H49V182H45ZM77 183V182H76ZM96 183V182H94ZM93 183V184H94ZM98 183V182H97ZM100 183V182H99ZM164 183H166L164 181ZM164 183H162V187L164 185ZM201 183V182H200ZM228 183V182H227ZM89 184V183H88ZM91 184V182H90ZM92 184V185H93ZM117 184V185H116ZM84 185V184H83ZM82 185V186H83ZM157 187L161 186L159 184V182H157ZM213 185V186H212ZM226 184H224V186L222 187H225ZM34 186V185H32ZM194 186V184H193ZM69 187V185H68ZM81 187V186H80ZM88 187V185L86 186ZM91 187V186H89ZM158 187V188H159ZM160 187V189L162 188ZM203 187V186H202ZM85 188V187H84ZM83 188V189H84ZM195 188V187H194ZM201 188V187H200ZM205 188V187H203ZM207 188L206 191H207ZM32 189V187H31ZM109 189V190H108ZM125 189V190H126ZM202 189V188H201ZM127 190H126V194L124 195V198L122 200L124 201H128L129 200V196L127 197ZM156 190V188H155ZM158 190V189H157ZM164 190V189H163ZM196 190V189H195ZM203 190V189H202ZM227 190V189H226ZM234 190V189H233ZM260 190V189H259ZM74 190L73 189H68L66 188L64 191H62L61 195L57 194V203L59 204V201H62V204L64 202V200L68 199V198H71L73 195H74ZM79 191V190H78ZM81 191V190H80ZM190 191V190H189ZM205 191V190H204ZM221 191V190H220ZM219 191V192H220ZM150 192V191H149ZM153 192V191H152ZM158 192V191H157ZM185 192V191H184ZM191 192V191H190ZM193 192V190H192ZM202 192V191H201ZM229 192V191H228ZM87 193V192H86ZM92 193V192H91ZM159 193V192H158ZM156 193V196L157 194ZM180 190L178 188H175V190L171 191L169 194H167L165 196L164 199H161V201L163 203H170L171 201L175 200L178 198V196L180 195ZM194 193V192H193ZM196 193V191H195ZM205 193V192H204ZM253 192H251L252 194ZM73 194V195H72ZM95 194V195H96ZM81 196V194H79ZM91 195V194H90ZM117 195V194H116ZM160 195V194H158ZM163 195V194H161ZM82 196H84L82 194ZM151 196V195H150ZM223 196V195H222ZM226 196V195H225ZM235 196V195H234ZM253 196V195H252ZM256 196L258 195H255V197L253 198H256ZM85 197V196H84ZM159 197V196H158ZM251 197V196H250ZM261 197V196H260ZM264 197V196H263ZM151 198V197H149ZM252 198V199H253ZM92 199V198H91ZM127 199V200H126ZM152 199V198H151ZM224 199V198H223ZM228 199V198H227ZM257 199V198H256ZM260 199V198H259ZM142 200V197H139L137 199H134V201L132 202V206L133 208H138V206L136 205H140L143 204L144 202L141 201ZM255 200V199H254ZM90 201V200H89ZM146 201V200H145ZM156 201V200H155ZM208 201V200H207ZM119 202H122V201H119ZM141 202V203H140ZM186 202H187V198L185 197V204L183 205L184 207H187L186 205ZM149 203V202H148ZM147 203V204H148ZM189 203H190V200H189ZM208 203V202H207ZM207 203L204 205L206 207ZM256 206V209L261 205V200H257V202H254ZM147 204L145 203L142 207V209L147 206ZM181 204V203H179ZM222 204V202H221ZM260 204V205H259ZM120 205H123V204H120ZM153 206V204H151ZM190 205V204H189ZM211 205V204H210ZM209 205V206H210ZM213 205V204H212ZM67 206V205H66ZM151 206V207H152ZM191 206V205H190ZM190 206L187 208V209H183L182 213L184 212V210H187L189 212V210H191ZM208 206V207H209ZM264 206V205H263ZM112 207V206H111ZM111 207L109 209V207H107L108 209V212L111 211ZM114 207V206H113ZM150 206L146 207V209L148 208H151ZM229 207V206H227ZM128 208V206L126 207ZM132 208V209H133ZM232 208V207H231ZM254 208V207H253ZM253 208H251L253 210ZM141 209V208H140ZM228 209V208H227ZM255 209V210H256ZM264 209V208H262ZM99 210V207L98 209ZM102 210V209H101ZM172 210V209H171ZM223 210V209H222ZM254 210V211H255ZM260 210V209H259ZM72 211V210H71ZM79 211V210H78ZM225 211V210H224ZM99 212V211H98ZM150 212V211H149ZM152 212V211H151ZM249 212L252 213V211H248V214H250ZM258 212V211H257ZM148 213V212H146ZM145 213V210H143V212H138L137 214H135V216H133L131 219H129L126 223V225H123V232H126V230H128L129 228H133V236L130 234L129 235V238L130 240H127L128 243H127V247L126 249L124 250V252L122 254H119V255H116V256H113L112 258L111 257H108V256H104V261L106 262H112V264H117L116 262H119L118 264H132L133 263V260L134 258H137V256L135 257L134 254L136 255H139L142 259H145L146 257H148L149 253H150V249L152 247V245H156L157 243H161L162 242V237H163V234L167 231V229L165 228H161V223L160 224H156V225H152L149 221H144L142 223H139L137 222L138 219H140L142 216L146 215ZM190 213V212H189ZM261 213V212H260ZM107 212L105 213V217L106 216ZM133 213L131 212H128L127 214H125V220L128 219V217L131 215L132 216ZM244 215V213H243ZM242 218H239L241 221H242V224H241V221L238 219V217L232 221V224L235 223V225L231 226L232 227V233H229L231 234V236H234L236 235V232H237V229L235 226L238 227V224L236 220H239V224L241 225V228L243 230V232L245 233V231L247 232V226H245V219L246 217L244 216ZM259 215V214H258ZM124 216V215H123ZM109 217V216H108ZM188 217V216H187ZM172 218V217H170ZM179 219L177 220H182L181 217H177ZM156 219V218H155ZM107 220V219H106ZM61 221V220H60ZM119 221V219H118ZM169 221V220H168ZM236 221V222H235ZM122 222V221H121ZM137 222V224H136ZM157 222V221H156ZM246 222V221H245ZM85 223V222H84ZM139 223V224H138ZM75 224V223H74ZM104 223L102 222V224H99V225H103ZM133 224V225H132ZM247 224V223H246ZM60 225V224H59ZM132 225V226H131ZM160 225V226H159ZM244 226V227H242ZM100 228V227H99ZM140 228V229H139ZM144 228V229H143ZM115 229V228H114ZM143 229V230H142ZM162 229V231H161ZM66 230V229H65ZM160 230V233H159V236H155V237H152L150 238V235L152 233H156ZM245 230V231H244ZM65 232V231H64ZM105 232V231H104ZM114 232V231H113ZM117 232H120V231H117ZM66 233V232H65ZM64 233V234H65ZM99 232H96L95 234H97ZM107 233V232H106ZM106 233H104L106 235ZM128 233V232H127ZM151 233V234H150ZM63 235V234H62ZM70 235V234H69ZM68 235V237H69ZM109 235V234H108ZM245 235V234H244ZM243 235V236H244ZM124 235H122L121 237H118L116 239H102V241L100 242H104V243H99V245H103V247H105V242H108V241H112V244L114 245V243L117 244V242H120L121 240H123L122 237H124ZM71 237V236H70ZM128 237V236H127ZM71 239V238H70ZM90 239V238H89ZM152 239V240H150ZM229 239V238H228ZM161 240V242H160ZM238 240H242V239H238ZM237 239H229V241H231V243L229 244L231 246V248L229 250L224 249V253H220L222 254V259L226 260V263L225 264H233L235 258H241L243 255V252H241L240 250V245H246L245 244V241L242 243V242H238ZM250 240V239H249ZM248 240V241H249ZM71 241V240H70ZM73 241V240H72ZM71 241V242H72ZM189 241V240H188ZM225 241H228L225 239ZM138 242H142V244L140 246H138ZM237 242V243H236ZM185 243V242H184ZM228 243V242H227ZM250 244H252V247H254V252H251V255L249 256V258L245 261L244 264H264V253H262V250L264 249V239H251L249 241ZM120 244V243H119ZM188 244V243H187ZM225 244V242L223 243V245ZM110 246V245H109ZM116 247V246H114ZM120 248V247H119ZM189 248V247H188ZM187 248V250H188ZM133 249H136V252L133 253ZM223 249V248H222ZM240 249V250H239ZM186 250V249H185ZM192 250V249H190ZM185 252V251H184ZM180 255V254H179ZM184 255V254H183ZM194 255V254H193ZM188 254L185 253L184 255V258L183 259V262L182 264H187L189 262H187V257ZM197 256V255H196ZM196 256L194 257V260H191L190 258H188L189 261H192V263L190 264H206V261H203L204 258H200L198 260V257L196 258ZM199 256V255H198ZM241 256V257H239ZM121 257H124L122 259H120ZM191 257V256H190ZM200 257V256H199ZM40 258V257H39ZM38 258V259H39ZM49 258V257H48ZM221 259V260H222ZM175 260V259H174ZM177 260V259H176ZM186 260V261H185ZM234 260V261H233ZM240 260V259H239ZM245 260V259H244ZM40 261V260H39ZM171 261V260H170ZM180 261V260H179ZM238 261V259H237ZM86 262V261H85ZM178 262V261H176ZM222 262V261H221ZM88 263V262H87ZM149 263V262H148ZM174 263V262H173ZM224 263V262H223ZM34 264V263H33ZM85 264V263H84ZM134 264H137L136 262H134Z\"/></svg>",
    "mask_w": 264,
    "mask_h": 264
},
{
    "label": "crops",
    "instance_id": "0c3cea01",
    "mask_svg": "<svg viewBox=\"0 0 264 264\" xmlns=\"http://www.w3.org/2000/svg\"><path fill=\"white\" fill-rule=\"evenodd\" d=\"M224 84H225V82H224ZM247 85H249V83L247 84ZM246 85V86H247ZM216 87H217V85H215ZM262 90V93L261 94H255V95H253V96H248L247 98L250 100V101H253V100H256V102L254 103V105H253V108H257L258 106V100L259 99H261V98H263L264 97V91H263V89H261ZM253 93V92H252ZM211 95L212 96H214V98L215 99H218L217 98V95L216 94H214V93H212L211 92ZM224 96V95H223ZM219 98H221V97H219ZM251 103L252 102H250V104L249 105H251ZM222 104V103H221ZM231 111V110H230ZM224 116H226V115H224ZM222 120H224V122H227L228 121V118H224V119H222ZM228 123V122H227ZM214 125H216V126H218L217 124H214ZM230 126H227V127H219L218 126V128H216V130H221V129H225V133H227V134H229V132L231 131V132H233L234 130L232 129V127H230ZM227 128V129H226ZM252 128H254V130L251 132V133H249V137L250 138H252L251 136H253V139H248L244 144H243V151H247L248 153L252 150V153L250 154L251 155V157L250 156H248L247 158H240V159H237V160H245L244 161V163L246 162V165L243 163L242 164V167H246L245 169H244V171L246 172L245 174H247V175H252V179H250L249 180V178L247 177V178H245V179H240V184H239V186H238V188H235L234 190H233V188H230V187H228V183L230 182V180H232L233 179V177H230V178H227L224 182H223V184H225L226 183V181L227 180H229V182L225 185V187H222V186H219L218 188H219V191L222 193L223 191L222 190H226L227 189V193H223L222 195V199L224 198L226 201H224V202H222V208H220V210H219V213H218V215H216V208H217V206H219L220 204H217V203H215L214 202V200H212V199H214V197L213 196H211V194H210V198H209V200H210V202H209V207H207L206 209H210L209 211H213V214H215V215H212L213 216V218H212V220L213 221H215L216 220V218H217V216L219 217V219H220V217H222L223 215V213L225 214V212L227 211V208H229V207H234L237 203V199H239V198H244V195L243 194H245V193H247V192H249L250 194H251V192H253L250 196V200L253 198V197H255V195H258V196H256V198H253L252 199V204L253 205H251L250 207H248V209L246 210V213H244V215L243 216H245L246 218H247V226L249 227L250 226V224L248 223L249 222V216H248V211L255 205V203L254 202H257V200H261V202H262V204L258 207V209L254 212V213H252L253 215H255V214H258V212L260 213V212H262V208H264V191H262V188H259L260 187V182L262 181H264V145L263 146H260V147H257V145L258 144H256L257 142H258V140L259 141H261V137H259V135L257 134L258 133V130H259V127L258 126H256V127H252ZM249 129H251V128H248V130H247V132L249 131ZM233 130V131H232ZM250 132V131H249ZM252 134V135H251ZM258 135V136H257ZM228 138V137H227ZM255 138V139H254ZM251 140H253V141H251ZM255 141H257V142H255ZM263 141V140H262ZM251 142V143H250ZM253 142H255L254 144H252ZM257 148H256V147ZM248 149H250V151H248ZM255 155H256V157H255ZM258 155V156H257ZM239 158V157H238ZM258 159V160H257ZM227 162H229L228 160L226 161V163ZM254 163V164H253ZM247 164H249V165H247ZM219 165H221V162L219 161ZM262 165V166H261ZM226 166H229V165H226ZM236 167H238V165L236 164ZM253 167V168H252ZM214 170V168L211 166L210 168H209V170L208 171H205L204 173H210L211 171H213ZM216 170V169H215ZM230 170V167H229V169H228V171ZM224 170H223V166H222V169L220 170V171H216L215 172V174H213V175H215V176H222L221 178L220 177H218L217 178V180H216V185H217V182H218V180H220V179H223V175H222V173L221 172H223ZM227 171V172H228ZM240 171H242V170H240ZM239 171V173L241 174V172ZM253 171V172H252ZM190 172H192V171H190ZM225 172V171H224ZM232 172V171H231ZM250 172V173H249ZM221 173V174H220ZM252 173H254V174H252ZM260 174V175H259ZM244 177V176H243ZM256 178V179H255ZM190 179V178H189ZM194 179H196V178H191L190 179V181H192V182H194ZM196 181V180H195ZM221 182H222V180H221ZM220 182V183H221ZM246 182V183H245ZM251 182H254L253 184H250ZM262 182H261V184H262ZM244 184H246V185H244ZM249 184V185H248ZM197 185H200V182H197ZM213 186V185H212ZM259 186V187H258ZM195 188L193 189V191L195 190V189H198V186H194ZM212 188V187H211ZM225 188V189H224ZM260 189V190H259ZM210 191V190H209ZM218 191V192H219ZM229 191V192H228ZM207 192V191H206ZM262 192V193H261ZM206 194V193H205ZM262 194V195H261ZM226 195V196H225ZM235 195V196H234ZM253 195V196H252ZM195 196H197V195H195ZM219 196H220V194H219ZM241 196V197H240ZM261 196V197H260ZM208 197V196H207ZM228 198V199H227ZM260 198V199H259ZM255 199V200H254ZM239 201V200H238ZM198 202H199V199H198ZM213 204V205H212ZM220 205V206H221ZM219 206V207H220ZM227 206H229V207H227ZM204 209V208H203ZM223 209V210H222ZM260 209V210H259ZM215 210V211H214ZM225 210V211H224ZM171 211V208H169V210H164V211H160V213H168V212H170ZM258 211V212H257ZM190 212V213H189ZM187 211V210H184V214L185 215H187V214H194L193 213V211ZM227 213V212H226ZM242 215H238V216H236V218L238 217V219L239 218H242V217H240V216H242ZM260 215V214H259ZM196 216H197V214H196ZM224 217H226V218H229L228 216H224ZM149 218V214H147V215H144L143 217H142V219H145V220H147ZM236 218H234L233 220H235ZM233 220H231V222H230V229H229V233H232V225L234 226L235 225V223L234 224H232V221ZM240 220V219H239ZM236 221H238V220H236ZM235 221V222H236ZM241 221V220H240ZM253 222H254V224L252 225L253 227H255V230H256V233H255V235H254V237L252 238V239H264V213L263 214H261V216L258 218V219H253L252 220ZM137 222H139L140 223V221H137ZM137 222H136V224H137ZM177 222V221H176ZM181 223V222H180ZM214 223H216V222H214ZM170 225L169 226H171V225H174V222H171V223H169ZM241 224H242V221H241ZM163 225V224H162ZM162 225H161V227H162ZM211 226V225H210ZM242 227H244V226H242ZM163 228H165V226L163 225ZM167 232V231H166ZM248 232H249V230H248ZM228 233V237H227V239L229 238H231V239H237L236 238V235H234V236H231V234H229ZM249 234H250V232L249 233H247L246 231H245V235L241 238V239H249ZM195 236V234L193 233V234H190V235H186L187 237H184L185 239H196L194 236ZM196 235H198V234H196ZM193 236V237H192ZM210 236V235H209ZM210 239V238H209Z\"/></svg>",
    "mask_w": 264,
    "mask_h": 264
},
{
    "label": "water",
    "instance_id": "95a60500",
    "mask_svg": "<svg viewBox=\"0 0 264 264\" xmlns=\"http://www.w3.org/2000/svg\"><path fill=\"white\" fill-rule=\"evenodd\" d=\"M226 83L230 84L231 83V79H228ZM237 224H238V227L237 226H235V227L237 229L236 238L238 240V239H241L245 233L243 232V230L241 228V225L239 224V220H238Z\"/></svg>",
    "mask_w": 264,
    "mask_h": 264
}]
</instances>
